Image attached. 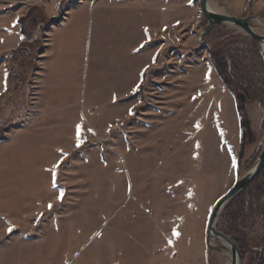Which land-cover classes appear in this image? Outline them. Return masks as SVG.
I'll return each instance as SVG.
<instances>
[{"label": "rangeland", "instance_id": "374dc122", "mask_svg": "<svg viewBox=\"0 0 264 264\" xmlns=\"http://www.w3.org/2000/svg\"><path fill=\"white\" fill-rule=\"evenodd\" d=\"M210 4L264 12V0ZM76 23L67 39L83 48L65 49ZM206 25L200 0H0V264H232L206 232L264 147V71L238 28L216 25L201 45ZM238 50L261 93L240 168L235 100L211 59ZM250 199L239 249L264 264V195Z\"/></svg>", "mask_w": 264, "mask_h": 264}, {"label": "trees", "instance_id": "16d2710c", "mask_svg": "<svg viewBox=\"0 0 264 264\" xmlns=\"http://www.w3.org/2000/svg\"><path fill=\"white\" fill-rule=\"evenodd\" d=\"M143 45H145V43H143ZM247 56L244 50H238L235 54L234 51L233 53L230 51H215L211 55L216 72L235 100L240 126V148L238 152L232 151V156L239 168L244 158V150L248 145L253 143L255 139V133L252 130L250 122L248 106L252 101L261 98V96L258 95V93H261L257 92L258 90L256 91L253 87L254 73L251 72L248 66L246 60ZM257 182L258 184H256ZM254 194L257 196L264 195V171L227 207L221 216V221L218 226L220 232L232 238V241L238 245L242 252L243 247L248 245V241L241 236L238 226L248 213L246 212L247 205L252 204L250 203V198H252ZM249 199L250 201L248 202Z\"/></svg>", "mask_w": 264, "mask_h": 264}, {"label": "water", "instance_id": "95a60500", "mask_svg": "<svg viewBox=\"0 0 264 264\" xmlns=\"http://www.w3.org/2000/svg\"><path fill=\"white\" fill-rule=\"evenodd\" d=\"M201 12L207 19V25L204 32L200 36L201 45L212 49L213 44L206 43L205 39L211 32L214 26H229L242 30L246 35L251 37L257 44H259L264 60V36L258 32L252 23L258 22L260 28L264 31V23L261 22L264 17V12L255 14L253 16L239 18L223 14L219 11L210 9V0H200ZM264 169V147L255 163L253 168L244 176L239 178L229 191L217 202L214 210L210 216L207 232H206V245L209 250L223 252L224 250L231 251L232 264H244L243 255L239 247L229 238L217 231V220L225 209V207L261 173Z\"/></svg>", "mask_w": 264, "mask_h": 264}, {"label": "crops", "instance_id": "0c3cea01", "mask_svg": "<svg viewBox=\"0 0 264 264\" xmlns=\"http://www.w3.org/2000/svg\"><path fill=\"white\" fill-rule=\"evenodd\" d=\"M257 14V13H256ZM61 30V29H60ZM60 30H58V31H60ZM75 32H78V23H76V24H74L73 25V27L71 26V29H70V31L69 32H67L65 35V38H64V42H63V47L65 48V49H75V50H81L82 48H83V46H82V44H81V40H79V41H77V42H75V38L73 39L74 41H72V39L70 40V41H68V36H72L73 34H75ZM57 33V32H56ZM76 36H77V34H75ZM123 42V41H122ZM143 44V43H142ZM259 49H260V47H259ZM73 51L74 50H72L70 53H73ZM259 52H260V60H261V64H259L260 65V68H262V70L264 71V60H263V53H262V51H261V49L259 50ZM69 53V54H70ZM69 54H66V56L68 57L69 56ZM258 55V56H259ZM68 63L70 64L71 63V59H70V57H68ZM143 71H144V69H143ZM127 72V71H126ZM126 75H127V77L126 78H120V80H118V79H115L116 81H114V82H112L113 80H112V78H113V76H112V78H111V80H110V82H111V86H113V83H114V85H115V87H122V86H128V84H129V81H130V77H129V73H126ZM114 78H115V76H114ZM140 80H141V78H140ZM124 84V85H123ZM239 133H240V130H239Z\"/></svg>", "mask_w": 264, "mask_h": 264}, {"label": "snow or ice", "instance_id": "6c2138e0", "mask_svg": "<svg viewBox=\"0 0 264 264\" xmlns=\"http://www.w3.org/2000/svg\"><path fill=\"white\" fill-rule=\"evenodd\" d=\"M14 23H15V22H14ZM141 47H143V45H141ZM78 129H79V126H78ZM79 143H80V141L78 140V145H77V146H79ZM55 167H59V162H58L56 165H54V168H55ZM53 186L55 187V176H53ZM60 196H61V197L63 196V193H62V192L60 193ZM48 207L51 208L52 205L49 204ZM8 231H9V232L12 231L11 227L8 229ZM173 234L176 235V236L179 235V233H178V232H175V231H174ZM169 243H171V241H169Z\"/></svg>", "mask_w": 264, "mask_h": 264}, {"label": "bare ground", "instance_id": "6f19581e", "mask_svg": "<svg viewBox=\"0 0 264 264\" xmlns=\"http://www.w3.org/2000/svg\"><path fill=\"white\" fill-rule=\"evenodd\" d=\"M214 6H215V4H214ZM210 9H212V10H216L215 9V7L213 8L212 6H211V4H210ZM220 9V8H219ZM216 11H219V10H216ZM224 13V12H223ZM259 29V28H258ZM260 32V31H259ZM262 34H263V36H264V31L262 30ZM188 107V106H187ZM188 109V108H187ZM181 117V116H180ZM178 118V117H177ZM229 264H231V263H229Z\"/></svg>", "mask_w": 264, "mask_h": 264}]
</instances>
